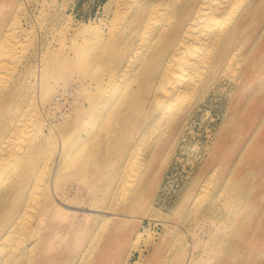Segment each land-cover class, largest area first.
Wrapping results in <instances>:
<instances>
[{
  "label": "bare ground",
  "instance_id": "obj_1",
  "mask_svg": "<svg viewBox=\"0 0 264 264\" xmlns=\"http://www.w3.org/2000/svg\"><path fill=\"white\" fill-rule=\"evenodd\" d=\"M72 2L0 0V264H34L74 181L103 173L88 192L106 208L98 221L92 212L85 245L52 262L99 264L114 209L139 205L153 164L219 92L223 121L185 204L213 224L204 263L264 264V0H108L96 21L74 19ZM73 74L75 108L52 124L54 84ZM203 240L154 251L149 264H196Z\"/></svg>",
  "mask_w": 264,
  "mask_h": 264
},
{
  "label": "rangeland",
  "instance_id": "obj_2",
  "mask_svg": "<svg viewBox=\"0 0 264 264\" xmlns=\"http://www.w3.org/2000/svg\"><path fill=\"white\" fill-rule=\"evenodd\" d=\"M106 1L108 0H73L70 6H65V10L72 16L74 15V19L83 21L95 19L96 21L104 17L102 6ZM64 82L63 87L54 84L55 92L53 100L49 104L51 116L48 117L52 124L57 123L62 114H71L75 108V98L81 82L75 74L65 75ZM221 93L223 95L220 92L211 94L207 99L208 102L206 101L202 109L191 118L184 139L180 138L181 140H178L176 147L173 146L171 157L153 164L156 167V173L149 177L144 192L139 195V205L128 209L124 204H120L117 209H114L115 212L105 230L113 229V232L99 264H122L126 256L128 257L127 264H149L153 262L152 253L154 251L164 254L171 245L174 248L177 247V242L180 247L184 245L190 248L195 243L197 232L203 233L204 240L198 245V250L195 252V256L202 255L201 260L197 261L196 264H206L204 259L208 260L213 256L209 249L210 243L205 242V233L211 229L213 224L207 223V217L199 214L200 211L197 206L188 208L185 200L204 167V157L212 143L213 135L223 121V110H225L227 97L225 93ZM44 133H47V129H44ZM183 142L185 143L183 144ZM102 174L89 177L86 182L79 179L74 181L73 188L71 187L72 189L67 192V197L70 199L63 203L61 210L55 212L52 221L45 229L46 236L36 245L34 264L36 262L38 264L39 262L43 263V261L45 264H52L55 257L62 251L69 252L73 257L79 254L82 245H85L87 241L88 230L85 227L91 220L92 212L97 209L98 213L95 212V218L98 221L99 215L106 208L103 203L101 208L100 205L93 206L90 203L91 196L88 192L89 186L93 182L98 184L101 181L103 183ZM116 193L119 192H115L114 195ZM119 198L120 195H118L117 200ZM157 212L160 213L158 216H156ZM152 214L156 216V221H150V218L155 217ZM166 214L169 215L168 221H163L162 219L165 218ZM187 219L193 221L192 225L194 226L189 229V232L184 231V224L181 225V228L178 226L180 222L182 223L181 220ZM119 222V226L115 227ZM163 222L166 223L163 224ZM70 224H73V227L68 233ZM178 231H182L184 234L180 236L177 234ZM105 233L101 242H104ZM137 233L141 234L136 243L138 250L131 252V243ZM100 249L101 247L96 249L93 258L100 253ZM178 254H181V251ZM212 263L211 261L209 264Z\"/></svg>",
  "mask_w": 264,
  "mask_h": 264
}]
</instances>
